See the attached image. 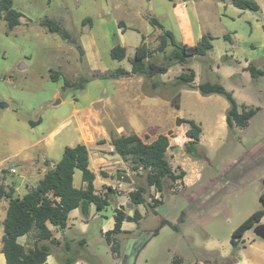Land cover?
<instances>
[{
	"label": "rangeland",
	"instance_id": "374dc122",
	"mask_svg": "<svg viewBox=\"0 0 264 264\" xmlns=\"http://www.w3.org/2000/svg\"><path fill=\"white\" fill-rule=\"evenodd\" d=\"M196 1H199V9L207 14L208 32L215 37L213 50L205 56L192 57L187 64L174 63L167 76H143L145 84L151 87L154 83L158 91L170 92L171 96L179 92L180 107L175 106L177 116L203 122L202 128L213 132L220 143L213 150L198 146L193 156L186 152L184 146L180 151L175 149L198 161L202 167L200 181L190 187H185L182 181L175 182L174 190L167 188L163 191L164 201L155 209L140 205L144 216L142 220L139 223L128 222L126 232L118 235L119 256L114 255L102 234L104 219L100 216L90 219L89 229L84 234H81L80 228L67 229V237L78 239L80 233L86 238L88 246L81 249V257L88 264H227L233 252V231L262 208L264 75L253 77L246 67L253 62L257 68L264 70V0H254L260 6L259 11L240 10L231 3L230 8L226 9L219 4L220 0ZM148 2L14 0V7L24 14L26 22L11 30L6 21L0 18V103L9 104L8 107H0V125L9 126L14 117L27 121L41 119V125L34 131L48 134L59 128L72 113L76 102L85 104L90 99L106 96L115 90L110 77L92 78L90 67L79 48L68 43L61 35L48 31L40 24V18L48 17L61 22L77 38L84 34L83 26L91 27L90 22L83 24L85 19L90 18L93 24L91 32L101 43L97 47L103 67L110 70L129 68L131 64L127 59L120 62L111 56L112 48L120 43L116 20H123L126 16H142V8H147ZM188 5L189 9L193 8L190 1ZM220 11L225 12L226 18ZM222 34L232 36L234 48ZM218 35L220 38H217ZM126 40L130 46H134L140 36L129 32ZM171 50L170 46L166 53L154 54L153 60L165 63V55ZM230 51L235 52L234 58L226 55ZM130 53L134 54L132 48ZM246 59L249 63L245 66ZM67 60L72 61L71 69L78 66L80 70L76 81L82 77L90 78L84 89L64 87L66 74L63 67ZM188 67L196 73L195 83H220L233 93L240 105L246 103L259 107V112L249 125L244 129L227 127L217 130L215 122L230 106L229 100L224 94L203 95L195 88L180 84L173 86L177 76ZM52 70H61L65 76L62 74L58 80H52ZM69 76L73 78V74ZM162 79L168 81L163 83ZM57 100H61V103L54 105ZM28 125L30 129L31 125ZM71 127L68 125L59 129L55 134L56 139L62 138ZM77 173L81 175L79 170ZM98 173L100 176L109 174L106 170H99ZM136 180L139 185L146 184L144 174L136 176ZM128 192V188L118 191L119 195L126 197ZM146 197L151 203L153 198L160 199L161 194L155 188H149ZM116 207L117 200L114 202L112 199L102 212L109 216ZM79 213L83 220L89 218V215ZM162 219L176 227H160ZM157 229L158 233L153 235ZM240 243L245 244L248 257L264 263V239L254 233V227L247 231ZM65 253L64 250L60 255Z\"/></svg>",
	"mask_w": 264,
	"mask_h": 264
},
{
	"label": "crops",
	"instance_id": "0c3cea01",
	"mask_svg": "<svg viewBox=\"0 0 264 264\" xmlns=\"http://www.w3.org/2000/svg\"><path fill=\"white\" fill-rule=\"evenodd\" d=\"M123 1L128 2V0ZM189 1L193 4L191 9H189ZM198 2L196 0H149L147 8H142L144 9V12L141 13L142 16L139 15L136 18L126 16L123 20H116L119 44L124 46L127 51L125 59L130 63V60L135 56L137 46L142 43L143 37L149 48L155 49L159 45L162 30L150 22L152 17L158 19L165 29L172 31L175 40L180 44L196 45L202 40L203 36L211 35L208 32L206 23L208 20L207 14L199 9ZM230 3L235 6L232 0L219 1V4L226 9L230 8ZM234 8L243 10L237 6ZM220 14L226 18L225 12L220 11ZM41 20L42 18H40ZM24 22L26 21L22 18L21 24L15 28L20 27ZM90 23V28L83 26L82 32L84 31V34L79 38L72 35L77 40V44L67 42L73 45H81L83 50L82 57L85 58L90 67L89 71L92 78L96 74L115 73L118 68L115 70L106 69L100 62L97 45H101V43L96 38L95 33L91 32L93 24L92 21ZM68 31L70 32V30ZM129 32L140 36V40L134 46H130L131 44L126 40V35ZM219 36L217 38H220ZM224 38L228 40L233 48L235 47L231 35H224ZM214 39L215 37L212 36V43ZM130 48L134 50L133 55L130 53ZM234 54L235 52L232 53L230 51L226 55L234 58ZM125 59L118 61L122 62ZM248 63L249 60L246 59L245 66ZM72 65L71 60H67L66 66L63 65V71L67 77L61 70L58 71L70 81H76L75 79L80 76V70L78 66L71 69ZM124 69L131 72L132 66ZM169 72L170 70L162 75L167 76ZM71 74H73V78H70L69 75ZM110 79H113L115 87L111 94L95 97L85 104L76 102L72 113L65 118L59 128L52 130L48 134H37L34 131L39 124L41 125V119L27 121L26 119L22 120L20 117H14L9 126L0 125V138L2 137L0 139V184H3L7 190L12 188L15 197H23L31 188L37 185L49 168L53 167L62 158L66 146H75L82 143L89 149V168L96 175L94 181L96 193H101L105 191L107 186H111L116 190L111 195V200L114 199V202L117 200V207H120L121 204L130 203V199L129 196L119 195L117 187L120 182L114 179V174L116 171L121 170L127 172L133 179V172L130 167V161L124 160L115 153L111 142L112 136L136 133L141 136L148 135L150 141H152L160 134H168L170 131H172L169 135L170 145L165 157L176 174L181 171L185 172L184 177L178 181H182L185 187L193 186L194 183L200 181L202 167L198 164V161L192 160L189 156H184L175 150L177 148L180 151L182 146L189 140L186 132L191 125L188 122L177 124V118L184 120H187V118L182 115L177 116L175 106L171 102L172 96L170 92L158 91L157 86L152 85L154 88L150 87V85L148 86L145 84L143 75L130 73L124 76H113ZM167 81L162 79L163 83ZM57 95L58 92L55 93V96ZM246 105L250 106L249 104ZM193 121L200 127L198 146L212 148L211 150H213L216 144L220 143L217 141L215 134L205 131L202 128L203 122ZM28 124L31 125L30 129H28ZM68 125L72 127L64 133L62 138L56 139L55 134L58 130ZM215 126L217 130L227 128L226 112L218 118ZM47 161L51 164L49 165ZM12 169H16V172H13ZM78 170L81 175H77ZM99 170H106L109 174L100 176ZM122 184L124 190L127 188L129 192L133 190L130 185ZM74 185L77 188H85L87 185L82 178L80 169L75 171ZM8 205L7 199H3L0 202V264H8L2 250L4 231L1 225V222L7 216ZM116 208H113L111 215L105 216L102 212L103 209L98 210L95 205H92L87 220L81 218L80 209H73L69 213L67 227L64 229L49 223L48 226L53 232V237L59 243L53 246L51 254L44 264H88L81 257V249L88 246L86 238L81 236V234H84L89 229V221L92 217L100 216L104 219L101 231L105 237V233L112 230L115 226ZM125 210L130 214V209L127 208ZM128 222L133 221H124L122 224L123 231ZM262 222L264 223V216L261 220ZM74 228H80L82 231L81 234L79 233L78 239L67 237V229L73 230ZM35 240V231L19 237V242L25 246L26 250L33 247ZM64 250L66 251L65 255H60ZM245 250L246 246L243 243L240 249L241 261L238 264H262L256 258L248 257Z\"/></svg>",
	"mask_w": 264,
	"mask_h": 264
},
{
	"label": "trees",
	"instance_id": "16d2710c",
	"mask_svg": "<svg viewBox=\"0 0 264 264\" xmlns=\"http://www.w3.org/2000/svg\"><path fill=\"white\" fill-rule=\"evenodd\" d=\"M232 3L243 10L249 9L258 11L260 6L254 0H232ZM3 18L9 29H14L21 24L24 14L14 7V0H0V18ZM91 22L90 18L83 21L85 25ZM150 22L159 27L160 43L155 49L143 41L136 48L134 58L130 60L131 72L124 68H118L115 73L94 75L95 77H113L131 74L146 75L153 77L158 74H165L174 63L187 64L194 56H205L213 48L212 36L205 35L196 45L180 44L175 40L172 31L164 28L163 24L156 18H150ZM40 24L52 33L61 35L70 43L77 44V40L72 34L57 20L52 18H43ZM82 53L81 45H76ZM172 50L165 55L166 62L158 63L153 60L154 54L166 53L169 47ZM111 56L115 60H123L127 57V51L121 44H116L111 50ZM253 77L264 75V70L257 68L253 62L247 66ZM62 74L59 71H51V79L58 80ZM196 73L192 68L180 73L176 81L172 83L185 85L195 88L203 95L224 94L229 100L230 106L226 111V121L228 128L239 127L244 129L250 123V120L259 112V107L240 105L235 99L232 92L228 91L220 83L203 82L195 84ZM89 79L82 77L79 81H70L65 78L64 87L84 88ZM154 86V83H153ZM181 94L178 92L171 97V102L177 108L180 107ZM188 122L191 127L186 132L189 140L184 144V148L190 155H195L198 150V138L200 127L193 120H184L177 118V124ZM160 134L157 138L150 141L148 135H113L111 138L114 151L124 160L130 161V167L133 172L135 182L130 185L133 187L128 193L130 202L134 204L133 215L119 207L116 208L115 226L112 230L105 233V239L110 245L112 252L120 255L118 235L124 233L122 224L124 221H133L139 223L143 215L138 209L139 205H149L155 209L163 203V191L168 189L174 190V184L185 175L184 171L176 174L170 163L167 161L165 154L170 145L169 135ZM50 165L51 163L47 161ZM76 169L82 171V178L87 183L85 188H77L74 185V174ZM145 175L146 184H137L136 176ZM96 175L89 168V149L85 144L79 143L75 146H66L62 158L46 172L44 177L31 188L23 197H15L14 190H7L3 184H0V202L7 199L9 202L7 216L1 222L3 227V253L8 264H44L51 254L54 245L59 241L53 237V232L48 224H53L60 229L67 227L69 213L73 209L89 215L92 205L98 210L104 209L111 202V195L116 190L107 186L105 191L96 193L94 181ZM149 188L161 194V198H153V202H148L146 194ZM170 192V191H168ZM262 208L255 211L251 216L244 220L232 234L231 244L233 246L232 257L227 260V264H238L241 261L240 240L245 232L257 224L261 223L264 216V192L260 194ZM170 225L176 227L170 221L162 219L160 227ZM32 231L36 232V240L32 248L26 250L25 246L19 242V237ZM159 229L153 232L158 233ZM200 264V263H197Z\"/></svg>",
	"mask_w": 264,
	"mask_h": 264
},
{
	"label": "water",
	"instance_id": "95a60500",
	"mask_svg": "<svg viewBox=\"0 0 264 264\" xmlns=\"http://www.w3.org/2000/svg\"><path fill=\"white\" fill-rule=\"evenodd\" d=\"M59 103H61V100H57L54 105H58ZM9 104L6 103V102H1L0 103V107L1 108H5V107H8ZM116 179L121 182V183H124V184H127V185H132L133 184V179L132 177L127 173V172H124V171H117L116 173ZM133 207H134V204L132 202L124 205V204H121L119 208L125 210V209H130V215H133ZM254 233L264 239V223H259L257 224L255 227H254Z\"/></svg>",
	"mask_w": 264,
	"mask_h": 264
},
{
	"label": "built area",
	"instance_id": "2783aa9c",
	"mask_svg": "<svg viewBox=\"0 0 264 264\" xmlns=\"http://www.w3.org/2000/svg\"><path fill=\"white\" fill-rule=\"evenodd\" d=\"M13 172H16V169H12ZM123 187V184L120 182L119 186L117 187L118 191L121 192L123 191L124 189L122 188Z\"/></svg>",
	"mask_w": 264,
	"mask_h": 264
}]
</instances>
